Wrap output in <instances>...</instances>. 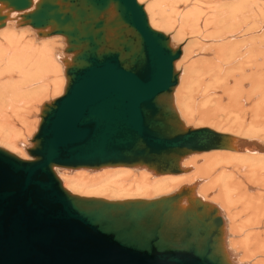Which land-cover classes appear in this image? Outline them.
Instances as JSON below:
<instances>
[{"label":"water","instance_id":"water-1","mask_svg":"<svg viewBox=\"0 0 264 264\" xmlns=\"http://www.w3.org/2000/svg\"><path fill=\"white\" fill-rule=\"evenodd\" d=\"M40 37L62 36L63 94L42 105L29 160L0 147V264H234L218 208L193 186L153 199L72 194L56 170L144 168L236 151L239 139L186 127L174 105L181 47L137 0H0Z\"/></svg>","mask_w":264,"mask_h":264},{"label":"bare ground","instance_id":"bare-ground-1","mask_svg":"<svg viewBox=\"0 0 264 264\" xmlns=\"http://www.w3.org/2000/svg\"><path fill=\"white\" fill-rule=\"evenodd\" d=\"M138 1L144 2L149 25L162 33L172 30L164 34L181 47L174 105L184 125L195 128L191 124L199 122L232 135L238 149L191 154L181 162L187 171L178 175L126 167L57 169V175L72 194L107 200H149L193 186L196 196L218 208L231 261L264 264V136L239 132L264 133V0ZM9 14L0 27V147L29 160L19 147L26 152L30 146L42 105L63 94L65 39L40 37ZM185 37L187 44L181 43ZM195 46L202 57L197 70L191 69Z\"/></svg>","mask_w":264,"mask_h":264},{"label":"rangeland","instance_id":"rangeland-1","mask_svg":"<svg viewBox=\"0 0 264 264\" xmlns=\"http://www.w3.org/2000/svg\"><path fill=\"white\" fill-rule=\"evenodd\" d=\"M138 1V0H137ZM139 2V1H138ZM140 4H143L144 5V2H139ZM152 27V26H151ZM153 28V27H152ZM14 30H16V29H14ZM17 30H21V29H17ZM157 31H159V30H157ZM161 32H163V31H161ZM168 32H169V34L170 33H172V30H168V29H166L165 30V32L164 33H166V34H168ZM35 40H37L36 38H34ZM186 40V41H185ZM38 41V40H37ZM40 41H43V40H39L38 42H40ZM189 42V40H187V38L185 37V39L183 40V42H181V43H188ZM181 43H176V44H181ZM185 44V45H186ZM58 45H60V43H58ZM61 46V45H60ZM59 46V47H60ZM192 50H195V53L196 54H194V57H193V61H192V67H191V69H195V70H197L199 67H200V60L202 59V57L200 56V57H198V48H196V46L192 49ZM191 50V51H192ZM54 60L59 64V62L55 59V57H54ZM197 63V64H196ZM60 65V64H59ZM179 69V68H178ZM196 74V73H195ZM192 80V79H191ZM46 99H48V100H50L51 98H46ZM47 101V100H46ZM36 120L38 121V119L36 118ZM193 127H195V128H197V127H205L206 125H201V124H199V122H196V124H191ZM198 125V126H197ZM207 127V126H206ZM224 129L225 128H221V127H218V130H220L221 132H224ZM239 132H241L240 133V136L242 135V137H248V138H262L263 136H264V133L263 132H258L257 133V135H250V133H248L247 131H239ZM239 132H237V133H235V134H238L239 135ZM244 132V133H243ZM246 135V136H245ZM248 135V136H247ZM263 135V136H262ZM19 149L23 152V153H26V152H24V150H23V148L20 146L19 147ZM203 155V154H202ZM198 156H201V155H198ZM198 164H200L201 163V160H199L198 162H197ZM192 166V165H191ZM130 170H132V171H138L139 172V170H135V169H130ZM62 172H64V171H60V173H62ZM86 172H88V171H86ZM66 173H69L70 175H74V172L73 173H71V172H68V171H66ZM88 173H96L97 174V172H88ZM99 173V172H98ZM150 176H152V177H154L153 175H151L150 173H148ZM191 174H193V171L192 172H189L188 174H185V175H191ZM155 178H157V177H155Z\"/></svg>","mask_w":264,"mask_h":264},{"label":"clouds","instance_id":"clouds-1","mask_svg":"<svg viewBox=\"0 0 264 264\" xmlns=\"http://www.w3.org/2000/svg\"><path fill=\"white\" fill-rule=\"evenodd\" d=\"M13 15H15V14H13Z\"/></svg>","mask_w":264,"mask_h":264}]
</instances>
